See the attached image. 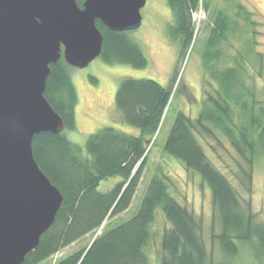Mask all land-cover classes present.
I'll return each instance as SVG.
<instances>
[{
    "label": "trees",
    "instance_id": "16d2710c",
    "mask_svg": "<svg viewBox=\"0 0 264 264\" xmlns=\"http://www.w3.org/2000/svg\"><path fill=\"white\" fill-rule=\"evenodd\" d=\"M82 7L84 0H75ZM173 14L168 26L170 39L179 47V56L195 44L192 14L202 6L209 10L211 0H166ZM229 1L233 14L218 10L210 25L209 37L201 56V67L215 85L201 103L195 119L179 112L163 145L164 153L176 158L186 172L197 175L211 194V244L217 246L221 261H215L201 234V224L170 192L169 178L153 174L134 213L114 226L106 222L125 212L132 204L148 158L149 146L155 143L165 113L170 105L171 85L152 79L124 78L115 93V107L120 121L138 130L130 135L113 127L91 133L84 145L69 141L63 131L54 135L39 133L32 140L33 157L43 174L63 197L54 221L40 237L22 264H41L87 235H95L88 247L59 258L54 264H150L147 247L152 226L159 214L168 226L160 238L158 264H228L238 256L239 246L249 247L252 255L264 261V222H259L251 204L243 205L227 177L207 158L196 133L213 136L221 133L247 164L250 171L255 157H264V100L256 95L252 83L262 77L263 65L255 75L246 66L253 58L251 38H244L253 26L252 13L238 0ZM238 20L242 22L240 27ZM103 43L100 58L107 64L144 68L147 60L128 32H112L96 21ZM246 44L229 57L222 45L228 37ZM243 41V42H242ZM232 66H225L227 63ZM253 65V63H251ZM69 66L61 58L50 65L44 96L61 117L65 128L75 129L77 92L69 75ZM96 83L95 79H92ZM211 86V84H210ZM155 138V139H154ZM118 177L109 191L101 192V181Z\"/></svg>",
    "mask_w": 264,
    "mask_h": 264
},
{
    "label": "rangeland",
    "instance_id": "374dc122",
    "mask_svg": "<svg viewBox=\"0 0 264 264\" xmlns=\"http://www.w3.org/2000/svg\"><path fill=\"white\" fill-rule=\"evenodd\" d=\"M236 1V0H235ZM252 13L253 26L247 29L244 38H251L253 43V60L246 66L247 74L255 75L258 70L257 55L263 65L262 77L252 83L256 95L264 100V0H238ZM227 0H211L208 11L200 6L192 14L195 44L188 49L186 56H179V47L170 39L168 26L173 22V14L166 0H146L140 10L141 25L138 29L128 32V37L138 44L147 60L144 68H134L124 64H107L100 57L93 60L86 68H69L71 81L77 92V106L75 108V129H64L63 135L82 149V156L88 157L84 145L87 137L102 127H113L130 135H136L138 130L120 121L115 107V93L120 80L124 78L152 79L163 86L171 85L170 105L165 113V120L161 124L155 143L149 146L148 158L143 170L138 188L131 206L123 213L108 220L106 224L114 226L129 218L136 210L144 193L149 178L155 173H163L169 178L170 192L176 200L186 207L201 224V234L209 251L213 252L215 261H221L216 245L211 244V231L216 233L218 228H212V205L209 189L201 184L197 175L186 172L181 163L174 157L164 153L163 145L168 131L179 112L191 119H195L206 99L211 94L210 81L201 67V56L204 45L209 37L210 25L214 14L224 10L229 15L233 10ZM241 27L242 22L238 20ZM243 42V41H242ZM229 45L225 43L222 50L229 57L236 55L238 50H245L246 44L232 36L228 37ZM245 47V48H244ZM253 63V65H251ZM225 66H232L227 63ZM96 80V83L92 82ZM211 84V86H210ZM207 158L238 192L244 204H251L252 212L257 221L264 222V157H255L250 171V183L245 177L249 172L247 164L238 156L228 140L218 131L213 136L196 133ZM155 139V138H154ZM120 179L111 177L101 181L98 190L109 191ZM168 224L163 215L157 216L152 226V239L146 249L150 264H158L161 255L160 238L164 227ZM100 230L96 232V235ZM93 235H87L79 241L61 250L41 264H54L56 260L72 252L88 247ZM228 264H264L252 255L249 247L240 245L238 256Z\"/></svg>",
    "mask_w": 264,
    "mask_h": 264
},
{
    "label": "water",
    "instance_id": "95a60500",
    "mask_svg": "<svg viewBox=\"0 0 264 264\" xmlns=\"http://www.w3.org/2000/svg\"><path fill=\"white\" fill-rule=\"evenodd\" d=\"M146 0H0V264H22L63 197L39 169L32 140L65 125L44 96L50 65L86 68L112 32L141 25Z\"/></svg>",
    "mask_w": 264,
    "mask_h": 264
}]
</instances>
